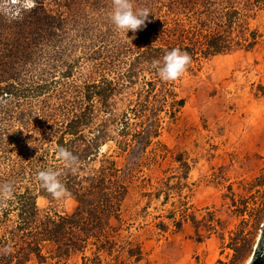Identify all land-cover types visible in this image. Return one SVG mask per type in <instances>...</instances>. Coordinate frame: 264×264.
I'll list each match as a JSON object with an SVG mask.
<instances>
[{"label": "rangeland", "instance_id": "1", "mask_svg": "<svg viewBox=\"0 0 264 264\" xmlns=\"http://www.w3.org/2000/svg\"><path fill=\"white\" fill-rule=\"evenodd\" d=\"M170 2L133 0L151 22L127 35L112 0L0 7V184L33 191L40 219L72 216L78 199L35 179L65 166L59 145L78 157L68 176L103 181L114 198L102 232L66 228L62 241L19 232L14 198L0 199V264H249L264 225V4L243 28L254 45L200 53L164 82L152 67L163 56L144 53L167 49L178 21L191 27ZM37 142L46 154L26 152Z\"/></svg>", "mask_w": 264, "mask_h": 264}, {"label": "trees", "instance_id": "2", "mask_svg": "<svg viewBox=\"0 0 264 264\" xmlns=\"http://www.w3.org/2000/svg\"><path fill=\"white\" fill-rule=\"evenodd\" d=\"M263 4L264 0H172L169 7L178 9L181 14L188 13L191 18V27L187 29L184 23L178 21L175 34H172V29L165 30V33L168 35L164 36L167 39L175 38L172 42L166 40L168 42L167 49L150 48L144 55L152 53L153 56L150 55L152 57L151 59H158V57L164 56L167 51L173 48H180L182 51L189 53L192 59H195L200 53L205 54L211 51L219 52L231 44H240L243 41L249 42L247 46L250 47L254 45V42L245 39L243 28L249 20V14L256 8H260ZM252 39L254 40L255 37ZM7 92L6 90L3 93L7 95ZM23 134L22 132L14 133L15 142ZM4 135L8 134L1 133V136ZM2 143L14 144L10 140H3ZM26 144L21 142L18 145L25 147ZM42 146L43 144L41 142H37L32 147V150H27L26 152H40L44 150L43 152L46 154V150ZM46 166V168L61 171V182L65 185L67 192L78 199L80 205L72 216L45 215L40 219V210L37 207L35 193L31 190L19 192L17 188L12 196L14 202H11L18 211V217L21 221L17 230L19 232L26 230L31 232L33 226L38 230L44 228L43 230L46 231L47 237L49 238L47 240L51 241H54V239L57 241V238H55L57 236L61 237V241L65 236H68L70 231L64 232L66 228L72 230L78 229L79 233L83 235L89 234L90 231L94 233L96 229L102 232V228L104 227L103 216L114 208L111 200L112 197L108 193L103 192L106 190L105 183L91 179L90 187L86 188V180L84 182L79 177L74 179V177L68 176L67 173L70 168L62 165L59 167L55 165ZM13 189H15L14 186ZM96 197L98 199L94 201L93 199ZM112 199L114 200V198ZM86 204H88L89 208H85ZM37 232L38 234L32 236L42 234V232Z\"/></svg>", "mask_w": 264, "mask_h": 264}, {"label": "clouds", "instance_id": "3", "mask_svg": "<svg viewBox=\"0 0 264 264\" xmlns=\"http://www.w3.org/2000/svg\"><path fill=\"white\" fill-rule=\"evenodd\" d=\"M18 0H4L0 5L4 11H10L9 5L17 3ZM24 7L31 10L36 7V0H23ZM112 11L109 18L115 29L119 32L127 33L129 31L136 33L147 26L150 11L147 8H134L133 0H112ZM191 56L180 48H173L167 51L161 60H154L152 67L157 70V74L164 82H175L180 79L191 64ZM55 155L62 161L66 167L75 171V165L78 163L76 157L71 151L63 146H57ZM61 171L52 168L38 170L35 176L39 186L46 190L54 199L61 200L68 195L65 185L61 182ZM13 196V187L11 184H0V199H10ZM12 248L10 245L3 249L5 254H10Z\"/></svg>", "mask_w": 264, "mask_h": 264}, {"label": "water", "instance_id": "4", "mask_svg": "<svg viewBox=\"0 0 264 264\" xmlns=\"http://www.w3.org/2000/svg\"><path fill=\"white\" fill-rule=\"evenodd\" d=\"M249 264H264V225L260 239Z\"/></svg>", "mask_w": 264, "mask_h": 264}]
</instances>
